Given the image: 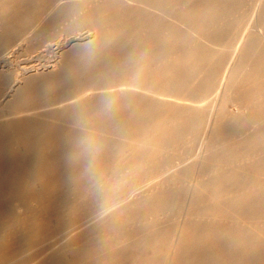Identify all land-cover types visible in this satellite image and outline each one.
I'll list each match as a JSON object with an SVG mask.
<instances>
[{"label": "bare ground", "instance_id": "1", "mask_svg": "<svg viewBox=\"0 0 264 264\" xmlns=\"http://www.w3.org/2000/svg\"><path fill=\"white\" fill-rule=\"evenodd\" d=\"M245 1L0 0V137L7 132L11 149L25 163L22 184L37 196L32 200L14 197L5 207V213L9 207L21 217L16 226L29 221L30 210L44 213L52 227L60 225V213L44 206L59 182L71 200L83 203L88 194L82 191L91 186L78 188L79 181L71 180L75 169H67L65 180L51 178L50 184L42 164L74 165L96 147L113 158L127 155L130 159L122 163L124 170L137 172L142 176L139 181L153 184L149 197L154 198L153 204L142 214L154 221L157 235L139 239L136 233L125 230L122 251L136 241L143 250L153 245L160 227L168 222L166 213L178 206V190L185 179L194 178L195 182L188 186L179 208L186 219L180 234L172 238L175 246L170 249L169 264H180L182 258L193 254L194 245L186 240L197 216L209 222L218 219L215 212L222 211L237 213L234 219L242 224H264V190L254 187L245 197L225 195L230 188L238 191L256 179L264 182V0H254L255 19L249 31L244 29L228 47L224 39L237 25L235 14ZM201 43L210 44L211 51L201 48ZM225 49L230 55L223 64L218 56ZM20 54L25 60L19 59ZM221 73L220 88L224 89L211 94L215 83L210 76ZM209 98L222 103L208 121V132L190 162L184 158L186 145L180 139L188 131L191 111ZM225 100L240 104L232 119L222 118ZM46 106L59 112L52 129L38 120V108ZM114 115L121 117L116 125ZM142 120L147 126L134 127ZM178 120L183 121V128H164L165 122ZM99 122L104 126L99 128ZM139 130L144 131V137L136 144L137 152L113 150L110 139L133 140L132 132ZM3 153L0 147V155ZM232 173L238 176L227 179ZM214 185L218 190L211 192ZM145 200L135 189L82 206L71 224L58 233L63 237L54 255L34 264H74L78 251L89 247L88 242H78L79 237L126 206L141 205ZM206 201H212L208 207ZM221 229L222 245L211 242L195 252L191 264H218L230 249L264 239L258 229L239 234ZM16 240L11 237V241ZM13 250L8 257L0 255V264H24L18 259L27 250L19 246ZM262 250L254 246L238 264H256ZM138 264H142L141 258Z\"/></svg>", "mask_w": 264, "mask_h": 264}, {"label": "rangeland", "instance_id": "2", "mask_svg": "<svg viewBox=\"0 0 264 264\" xmlns=\"http://www.w3.org/2000/svg\"><path fill=\"white\" fill-rule=\"evenodd\" d=\"M254 7V0H246L241 4L238 12L235 14L237 17V19L235 20L237 25L232 27L230 33L226 34L227 38H224L227 42V47L232 44V41L239 39L241 33L244 32V29H246L247 27L248 31L251 29V25L255 19V14H253ZM181 31L184 30L181 28ZM192 44H194V42ZM201 44V48H203L205 51H211L212 47L210 44ZM15 48L16 45L12 47L10 51L14 50ZM229 55L230 52L228 51V49L222 50L221 52H219L218 59L221 63L224 64L228 61ZM25 58L26 57L24 55L20 54L19 59L21 61L25 60ZM210 59H212V57H210ZM220 70L222 71L223 68L221 67ZM221 77L222 73L217 74L213 77L210 76V79L212 78V81H214L215 83L211 94H214L219 90ZM221 89L223 91L224 87H221L220 90ZM49 96L51 95H48L47 97H45V99H48ZM221 103V100L214 103L209 98L202 104V107L200 106L201 108L197 107L191 111L192 119L190 120L191 122L189 121V127L191 128L188 127L187 133L184 134L183 139H180V142L185 143L186 148L188 146L187 149L185 148L184 158L188 159L190 162H193L196 157L198 145L202 136L206 132H208V121L214 118V115L218 110L217 108ZM223 105L224 110L222 112V118L226 120L232 119L236 115L238 109H241L240 104H237V101L230 102L228 100H225L223 102ZM38 114L39 122H41V124L46 126L48 129H52L54 127V122H56L54 118L59 115V112L55 108H53V106H46L44 108H38ZM100 117L101 116L99 115V118ZM112 118L115 119V122H113L114 125H116L117 119L121 117L119 115H114L112 116ZM182 123L183 121L181 120L175 121L172 124L168 123L167 121L164 123V128H167L168 130L171 127L181 129L183 128ZM140 124L143 125V127L147 126V122L145 120H142L136 123L134 127L139 128ZM103 126L104 123L99 122V128ZM243 128L245 130H248L245 127H242V129ZM140 133L142 135H140ZM132 134L135 135V139L133 140L122 137H115L113 139H110V142H107L111 143L114 146L113 150H115L116 152H137L139 148H137L138 146L136 144L138 142L142 143L141 141H143L142 139L144 137V131H133ZM3 136L0 137V147L4 151V153L0 155V230L2 229L0 233V244L2 243V246L4 244V247L0 249V255H2L3 257H8L14 254L15 250L13 249L19 246L20 249L27 250L26 253L22 254V256L18 259L20 263L34 264L38 260L49 259L50 256L54 255L55 251L60 247V239L63 236L61 237L58 233L64 231L66 229V226L71 224V222L75 219L76 214L82 211V206H93L98 198L100 202V200L108 199L111 196L122 195L136 189V193L140 196L142 195V198L144 197L146 199L145 203L135 206H126L122 211L114 214L110 220L100 222L93 229L91 228L89 232L79 237L80 240H78V242H88L89 247L83 252L78 251V259L74 264H138L139 258L142 259V264L170 263L172 259L170 249L174 248L175 246L172 238L180 234L184 227L186 219L185 212H179V208L182 207L184 203V197L185 193L188 190V186L190 185V183L192 184L195 182L194 178L185 179V181L180 183V189L178 190L180 196L178 206L173 212L166 213L168 214V216L166 217L168 222L164 224L165 226L163 225V227H160L158 239L154 241L153 245L143 250L142 248L136 246L138 244L136 243L138 241H136L135 244L130 248L122 251L124 239L121 237V234L125 230H131L132 232L136 233L139 239H141L140 236L150 239L151 237H154V235H157L155 233L156 231L153 230L154 221L146 218V216H143V214L150 209L149 206L153 204L152 201H154V198H149L152 194L151 187L153 184L151 185L147 184V182L139 181L142 176L140 174L138 175L137 172L131 173L126 169L124 170L122 163L130 159L127 155L123 157L116 156L113 158L111 157L112 155L104 153L103 150L105 149L96 147L95 150H88L84 160L79 161L74 165L70 164V167L66 163H61L59 166L54 165L51 167L49 166L50 164L48 165L47 163H45L44 165L46 167L42 164V167H44L49 174V176L46 177V181L50 184L52 179L65 180L67 177H69L67 176L69 174L67 172V169H75V172H73L74 174L71 173L74 175L73 177H71V180L79 181V183H76L79 184V189H82L83 185L91 186L90 189L84 188L83 191L81 190L82 192L87 193L89 197L87 196V198L84 199L83 203H80L79 200L75 202V200H71L69 194H67L68 192L65 191V185L62 182H59L55 186L57 190L55 189L50 191L51 193H49L48 198L44 201V206H50L51 210L55 209L54 211L60 213V225L54 228L50 225L48 220L44 218V213L42 214L40 210H30L29 221L16 226L15 221L21 217L19 216V214L12 211L9 207V210L7 209L5 213V207L10 201L14 199V197H18L22 200H32L34 198H37V196L34 195V191L31 188L25 187L24 184H22L26 177V173L23 169L25 166L24 160L17 151H13L11 149L10 142H8L7 140V132H5ZM232 139L233 135L229 137L230 141H232ZM124 145L126 147H124ZM233 159L235 160L236 158ZM70 160H73V158ZM240 162L241 160L239 161V163ZM92 167L93 169H91ZM229 176L230 177L227 179H233L237 177L238 174L232 173ZM254 187L258 188L260 191H263L264 182L259 178L256 179L254 183L248 187H240L238 191L235 190L232 192V189L230 188L229 190L231 191H226L225 195L228 194V196H233L231 194H237L241 195V197H245L249 192H251L250 190L254 189ZM216 190H218L217 185H214L210 188L211 192H214ZM62 191H65L64 194H62ZM220 191H222V189H219V192ZM56 197L57 200L55 199ZM211 202L212 201H206L207 207ZM1 211H3L4 213ZM1 213L3 215H1ZM235 214L237 213L232 214L228 212V214H225L222 211L215 212L214 216H218V219H211L209 222L204 220L202 217L197 216L193 218V222L191 224V234L188 235L187 240H185H191L192 245H194V251L193 254L191 253L189 256L182 258L180 264H191L193 261V257L196 254L195 252H197L198 250H204L206 246L211 244V242L215 246H217L216 243H218L219 246L222 245V241L220 239V230H222V227L226 230L229 229L230 231H234L237 234L244 231L250 232L251 229L261 230L264 234V224L254 225L253 223H239L236 219H234ZM222 218H224V220H220ZM4 223L6 225L7 223H9V225L6 226ZM249 225L251 226V228H247ZM23 228H25V236H23L24 233L21 235L15 234L17 233L16 230H22ZM205 235H211L212 237L205 240ZM13 236L17 238L16 241H11V237ZM214 236L218 237L215 238ZM186 241H184V243H186ZM254 246L263 249L262 255L260 256L256 264H264V239L262 238H260V240H255L253 242V245H248L245 242L241 245V247L238 246L236 248L230 249L229 252L225 253L222 259L218 261V264H232V262L234 264H238L239 259L244 255L247 256L246 254L251 249H254ZM6 249H8V251Z\"/></svg>", "mask_w": 264, "mask_h": 264}]
</instances>
